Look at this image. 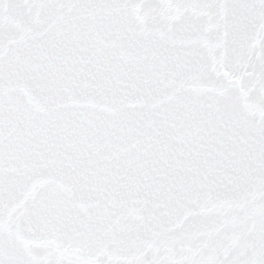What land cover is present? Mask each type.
I'll list each match as a JSON object with an SVG mask.
<instances>
[{
  "label": "snow or ice",
  "instance_id": "snow-or-ice-1",
  "mask_svg": "<svg viewBox=\"0 0 264 264\" xmlns=\"http://www.w3.org/2000/svg\"><path fill=\"white\" fill-rule=\"evenodd\" d=\"M0 264H264V0H0Z\"/></svg>",
  "mask_w": 264,
  "mask_h": 264
}]
</instances>
